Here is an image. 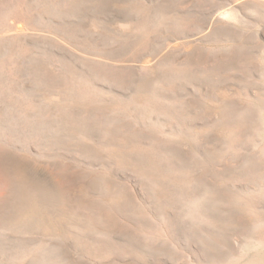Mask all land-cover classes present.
Here are the masks:
<instances>
[{
  "label": "rangeland",
  "instance_id": "374dc122",
  "mask_svg": "<svg viewBox=\"0 0 264 264\" xmlns=\"http://www.w3.org/2000/svg\"><path fill=\"white\" fill-rule=\"evenodd\" d=\"M0 264H264V0H0Z\"/></svg>",
  "mask_w": 264,
  "mask_h": 264
},
{
  "label": "bare ground",
  "instance_id": "6f19581e",
  "mask_svg": "<svg viewBox=\"0 0 264 264\" xmlns=\"http://www.w3.org/2000/svg\"><path fill=\"white\" fill-rule=\"evenodd\" d=\"M3 147V146H2Z\"/></svg>",
  "mask_w": 264,
  "mask_h": 264
}]
</instances>
